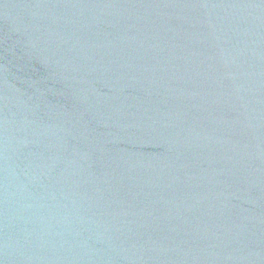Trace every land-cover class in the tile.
<instances>
[{
  "label": "water",
  "instance_id": "water-1",
  "mask_svg": "<svg viewBox=\"0 0 264 264\" xmlns=\"http://www.w3.org/2000/svg\"><path fill=\"white\" fill-rule=\"evenodd\" d=\"M0 264H264V0H0Z\"/></svg>",
  "mask_w": 264,
  "mask_h": 264
}]
</instances>
